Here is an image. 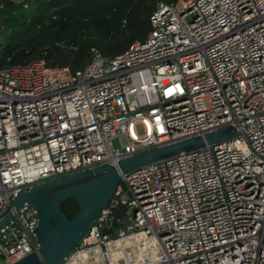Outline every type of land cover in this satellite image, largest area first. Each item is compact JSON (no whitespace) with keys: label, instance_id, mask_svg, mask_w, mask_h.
<instances>
[{"label":"built area","instance_id":"1","mask_svg":"<svg viewBox=\"0 0 264 264\" xmlns=\"http://www.w3.org/2000/svg\"><path fill=\"white\" fill-rule=\"evenodd\" d=\"M149 20L114 57L91 46L78 69L0 70L2 264L38 248L20 191L227 126L231 139L120 172L61 264H264V0H157Z\"/></svg>","mask_w":264,"mask_h":264},{"label":"trees","instance_id":"2","mask_svg":"<svg viewBox=\"0 0 264 264\" xmlns=\"http://www.w3.org/2000/svg\"><path fill=\"white\" fill-rule=\"evenodd\" d=\"M157 0H0V70L43 60L48 66L83 67L90 47L114 57L150 30ZM172 2L174 0H163ZM60 209L70 219L72 198Z\"/></svg>","mask_w":264,"mask_h":264},{"label":"water","instance_id":"3","mask_svg":"<svg viewBox=\"0 0 264 264\" xmlns=\"http://www.w3.org/2000/svg\"><path fill=\"white\" fill-rule=\"evenodd\" d=\"M236 136L233 127L227 126L169 144L151 147L132 154L117 162V166L102 164L92 169L78 171L36 183L18 193L13 200L14 209L24 202L34 207L37 226L34 235L38 244L36 251L10 264H61L64 258L80 243L112 198L120 183V172L127 173L143 165L166 159L205 146L217 144ZM72 198L77 204L76 213L67 219L60 209L64 199ZM122 205L113 212L114 226L125 214ZM8 211L0 219V227L11 217Z\"/></svg>","mask_w":264,"mask_h":264},{"label":"rangeland","instance_id":"4","mask_svg":"<svg viewBox=\"0 0 264 264\" xmlns=\"http://www.w3.org/2000/svg\"><path fill=\"white\" fill-rule=\"evenodd\" d=\"M123 142V140H121V143ZM0 264H2V261H1V259H0Z\"/></svg>","mask_w":264,"mask_h":264}]
</instances>
